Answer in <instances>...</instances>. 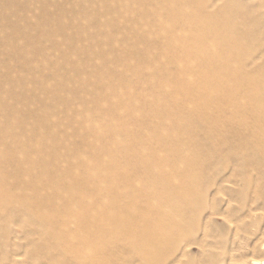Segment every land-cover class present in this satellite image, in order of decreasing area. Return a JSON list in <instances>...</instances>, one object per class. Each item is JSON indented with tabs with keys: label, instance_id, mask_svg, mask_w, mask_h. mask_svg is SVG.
Returning a JSON list of instances; mask_svg holds the SVG:
<instances>
[{
	"label": "rangeland",
	"instance_id": "obj_1",
	"mask_svg": "<svg viewBox=\"0 0 264 264\" xmlns=\"http://www.w3.org/2000/svg\"><path fill=\"white\" fill-rule=\"evenodd\" d=\"M146 1L0 0V171L5 175L6 190L10 193L8 196L11 198L8 197L10 200H7L0 196L3 200H0V204H2L0 205V264H264V155H261L264 154V144H261L264 143V111L262 109L263 116L261 114L259 116L261 110L253 109L250 106L251 103L246 98L243 99L242 93L239 95L236 93L238 96L235 98L236 94H231V96L230 91H225V95H228H224L223 102L220 104V107L223 108L217 109L215 107L216 111L213 110L214 106L209 102V107L203 109V116L198 117L205 125L195 119L198 111L194 107L190 105L191 108L185 105L182 108V102L181 104L177 103L181 111H185V108L189 109L188 112L192 120L198 123L193 121V127L196 128V125H198V128L195 129L190 126L189 132L180 130L181 126L178 127V124L176 128L171 125L178 132V137L173 143L175 147L180 149L178 150L177 159H181V156L187 153L184 149L188 146L186 142L190 141L188 143L190 151L195 153L194 155L199 153L197 156L201 159V161L199 159L201 165L197 158L196 164L194 163V166H192V172L197 181L196 184L191 185L192 187L187 185L189 184L187 182L189 178L184 174L180 175L183 170H176L171 166L169 167V164H167V168L164 167L167 170L162 174H160L161 169L159 171L156 169L160 174L158 179L161 181L158 188L161 190L163 188V195L161 194V196L166 199L162 197H160V200L157 199V204L162 207L160 208L162 213L159 215L154 211L153 213L158 215L153 214L154 217L152 218L153 215L151 214L150 219H155L156 222L158 218H161L157 222L158 224L153 222V227L157 224L154 227L157 235L158 226L163 219L172 228V235L153 252H142L141 247L146 245V240L141 235L135 234V231L130 236L122 233L114 234L110 231H113L112 229L116 227L105 226V229H103L104 225L99 223L100 220H95L98 224L94 222L95 227H91L90 224H87L88 220L81 219L84 222L80 220L79 222L75 221V223L71 219L73 221L70 222L69 220L63 228L66 232L63 230V236H59L61 232L58 231L59 229L57 230V225L47 222L44 218L43 214L52 213L53 209L55 213L63 210L60 207L67 205L69 203L67 201L73 196L71 198L74 199L73 209H81L77 201L84 198V201L87 200L88 202H86L87 205L90 206L93 203L94 199L91 198L92 195L90 194V190L93 192L94 189L92 183L89 184L92 185L90 187L93 189L85 185L89 190L83 188L84 184L80 186L79 183L85 181V184H87L86 181H89L87 176L81 175L83 172L82 162L87 160L86 163H83L92 165L90 163H94L99 155L97 163L101 162L107 165L110 162L115 142L129 144L136 141L132 139L140 138L143 142L139 140L138 144L142 142L140 147H142L144 153H149V150L152 151L153 154L150 153L152 154V161L158 159L159 156L161 158L167 156L168 148H160L157 145L158 142H155L156 138L154 136L158 130V119H149V125L147 126L146 123L135 120L127 106H123L126 105L123 102L130 101L132 107H137L138 104V107L145 108L147 104L139 101L142 95L150 96L164 90L169 93L171 81L167 79L170 77L168 74L173 75L170 78L172 80L174 75L180 73L183 65L184 68L186 67V63L189 64L187 68L191 67L190 72H193L190 73L191 75L195 73V76L198 74H205L206 76L207 73V76L210 74V76L214 74L220 76L221 73V75H224L223 77H226L225 75L230 74V72L225 74L222 69L228 70L227 68H231L232 63V68L233 66L235 68L229 70H232V73L237 71L235 77L239 80L244 79L245 81L257 82L259 85L262 84L257 88L258 90L261 89L259 93L257 92V97L259 96L260 99L262 94L264 96L262 91L264 88V0H206L204 14L207 17L210 14L209 18L213 15L218 16L220 13L226 14L229 18L223 19L225 20L223 21L225 27L229 31L231 30V34L237 38L239 36L246 39H244L245 42L243 40L240 44L242 48L241 46L238 48L241 51L238 50L241 57L235 56L234 52H225L227 43L230 42L226 39L225 30L219 29L220 31L214 32L216 35H211V40L208 36H206V39L203 38L204 40L201 39L212 51L206 52L208 48L199 38L193 37V39H190L194 42V46L197 45L196 48H193L195 50L191 54L194 53L195 55L197 53L198 58L197 55H195L196 58L194 55L193 57L189 54L190 52L185 53V56L184 52L182 54V51L179 50V46L174 47L175 49L179 47L178 52L175 50L177 54L175 53L174 56H178L177 60H180L182 64L184 63L183 65L177 62L168 64L170 53L165 48L164 43L167 41L166 37H168L166 34L168 35L169 30L173 31L175 27L176 31H174L178 39L182 37L181 35L185 38V31L180 25V21H177L178 25L177 22L174 23L166 18L168 12L165 6L168 7L167 9L173 6L176 7L175 4L178 5L179 0H172L175 2L170 0ZM160 5H162L163 10L159 8ZM156 7L161 9V15L158 13V16H155L154 13L158 10ZM151 9L155 12L153 13ZM163 18L167 19L163 21L164 23L162 22ZM232 21L234 22L232 23ZM173 23L177 26L173 27ZM194 25H192V28L196 31L198 25ZM162 26H164V29H161ZM165 27L166 30L170 28L168 33L164 32ZM234 29H236V32ZM199 30L201 29L198 28V32ZM193 33L195 32L193 31ZM193 33L192 35H194ZM196 35L195 33L194 36ZM213 37L214 41H212ZM212 43V46L209 45ZM215 43L222 45L221 51L218 44V47H215ZM202 44L205 46L202 47ZM199 45L201 50L202 48L204 51L206 49V53L197 49V47H200ZM213 49L214 51L217 49L219 52L217 50L213 52ZM220 52H223L224 55ZM238 52L236 54H239ZM207 53H211L212 56ZM203 54L210 57L204 59ZM227 54L229 55L227 56ZM225 56L229 57L230 60L228 58L227 60ZM239 57L240 60L236 59ZM188 58H191V61ZM223 59L225 63L221 62ZM147 60H150L152 64L157 61L155 63L157 69L161 66L166 67V69L168 67L167 78L165 76L166 72L158 75L152 73L156 70L154 69L156 67L154 65V68L149 67ZM211 60H215L212 64L213 67ZM185 61L187 62L185 63ZM229 61H236V64L231 62L229 63L230 66H226ZM216 62L221 67L225 65L221 69L220 66L217 67L218 65L214 66ZM139 63H142L143 69H137ZM196 65H199V67H196ZM150 66L152 65L150 64ZM207 66L215 69V72L212 73L213 69L209 68V70ZM200 67L202 70H200ZM219 68L221 72L218 70ZM149 69H152V72ZM237 69L240 71L238 72ZM195 70H200V73ZM216 71L220 73L218 74ZM232 73L227 76L233 75ZM239 73L242 75H239ZM246 73L250 74L249 78ZM244 74L248 79L245 78ZM258 75H261V78ZM252 76L255 78L253 79ZM257 78L263 80V82L256 81ZM245 87L241 88L242 92L244 89L245 91L254 90L249 84L248 86L246 84ZM176 90V97L178 99L181 97L179 100L183 101L182 97L184 95L181 90ZM193 93L195 92L193 91ZM241 96L242 98H239ZM225 97L228 102L231 100L234 105L231 102L232 106L228 102L226 103ZM232 97L235 100L234 98L231 99ZM259 99L258 101L261 102V99ZM140 102L141 105H139ZM225 104L230 106H225ZM240 105H244V107L241 108ZM230 107L236 108L231 110ZM237 108L244 115H241ZM210 111L211 113H209ZM213 111L216 113H212ZM218 111L221 113L219 114ZM179 113H176V123L178 118H181ZM199 113L202 114L200 111ZM203 117L206 118L205 121H203ZM209 119H211L210 122H208ZM224 119L227 121H222ZM242 120L245 125L241 122ZM257 121L259 124H257ZM113 122L117 127L115 133L110 132ZM204 122L210 123L212 128L210 124ZM214 122H217V124ZM194 124L196 125L194 126ZM123 129L130 133L128 134L130 137L128 135L126 137ZM249 136L251 137L249 138ZM249 139L252 140L249 141ZM252 141L254 143L257 141V144L262 146H258ZM250 142L254 145L251 146ZM252 147L257 150L251 149ZM258 147L260 148L258 149ZM253 154L256 156H253ZM80 155L82 157H79ZM155 155L157 156L154 159ZM83 156L84 159H82ZM92 156H95V159L94 157L92 159ZM257 156L258 158H256ZM261 156H263L262 160L260 159ZM252 157L256 159L254 160ZM28 164L32 165L33 168H31L32 166L28 167ZM196 168H198L200 174L197 173ZM24 170L31 172H25ZM39 171L43 172L39 173ZM130 173H128L130 176L127 175V179H135V175ZM40 177H42V180ZM46 177H49L47 179L49 181L45 180ZM130 179L128 182H131ZM130 182L126 184H130L129 186L132 184L131 187H134V181ZM126 184H118L125 190H115H121L122 194L127 190V194L125 192L124 194L131 196L130 192L131 190L133 192V188L128 187L127 189ZM177 186H180L177 189L181 191H177L175 188ZM51 187H55V189H51ZM67 187L68 189H66ZM76 188L85 189L87 191H84L89 194L86 195L85 193V196L84 191L81 192L80 189L78 191ZM189 188L194 189V191L190 193ZM195 188L198 190L199 196L194 201L197 194L194 195V202L191 203L188 198L192 196L190 194L197 193ZM57 190L58 192H55ZM0 191V193L5 192L2 194L3 197L7 195V191L4 189ZM134 191H136L135 188ZM174 192H177V194L175 195ZM179 192H185L183 193L185 196L180 193V197ZM54 193H56L58 199L56 196L53 199ZM132 195L135 196L133 204L138 202V208L145 207V209H148L150 202H145L147 199L144 198L143 194L141 196L139 194L134 195L133 192ZM182 196L187 197V200ZM171 199L173 203H170ZM36 200L37 202H35ZM165 200L168 201L170 206ZM5 201L10 202V204ZM120 201H117L116 205L124 206ZM174 201H183V203L181 205V202L174 203ZM130 203L132 204V201ZM131 204L128 205L132 207ZM55 207L57 211H55ZM171 207L173 209L175 207V211ZM48 209L51 211L49 210V212ZM180 210V215L175 213L178 211L180 213ZM74 211L76 210L74 209ZM165 213H167L169 219L166 218V215L163 217ZM83 223L88 225V228L86 227L87 231H85ZM82 224L85 230H83ZM172 224L174 225L172 226ZM136 225L138 226V224ZM89 227L91 229L95 228L92 230L97 232L89 231ZM98 227L99 232L102 229L104 230L102 232H105L102 238L109 240H103L105 243L107 242V244L104 243L105 245L100 243L102 240H98L100 244H97L96 237L99 232L96 228ZM69 231L72 235L70 233H68L69 236L64 235ZM160 231L161 233L164 232L162 229L159 230V233ZM161 233L158 235L159 237L163 235ZM82 234H87V237L82 236ZM74 237L76 241L73 240ZM93 237L95 238L91 239ZM95 239L96 241H94ZM90 240L94 242V246ZM63 241L68 242L71 249L67 247L68 245L66 247L62 246L61 242L63 244ZM95 255H97V258H95Z\"/></svg>",
	"mask_w": 264,
	"mask_h": 264
},
{
	"label": "bare ground",
	"instance_id": "obj_2",
	"mask_svg": "<svg viewBox=\"0 0 264 264\" xmlns=\"http://www.w3.org/2000/svg\"><path fill=\"white\" fill-rule=\"evenodd\" d=\"M129 1V0H128ZM140 1V0H139ZM146 1V0H145ZM152 1H155V0H152ZM159 1H161V0H159ZM165 1H167V0H165ZM164 1V2H165ZM170 1H172V0H170ZM169 1V2H170ZM175 1H177V0H175ZM175 1H172V2H175ZM134 2V1H133ZM136 2V1H135ZM143 2V1H142ZM147 2V1H146ZM156 2V1H155ZM179 3H178V5L177 4H175L176 5V7H170V9H167L168 7H166L165 6V9H166V11L168 12V15H167V17L166 18H169L171 21H173L174 23H176L177 21L179 22L180 21V25L182 26V28H184V36H185V38H183V35H181L182 37H180L179 39H178V37L176 36L177 34H176V27L175 28H173V31H171V29L170 28H167V30H166V27H165V30H164V32H167L168 33V29H170L169 31V34L167 35L166 34V36H168V37H166L167 38V41L166 42H164L165 43V48L166 49H168V51H169V53H170V59L168 60V64L170 65V64H173V63H175V62H177L178 64H180V65H183L182 64V62L180 61V60H177V58H178V56L176 57V56H174L175 55V53L177 54V52L179 51V50H181L182 51V54H183V52H184V54L185 53H189V54H191L192 52H193V50H195V49H193L194 47L196 48V46H194L193 44H194V42H192L190 39H193V37H195V38H199L200 40L201 39H203V38H205L206 39V36H208L209 38H210V40L212 39L211 37L212 36H214V32L215 31H218L219 29H222L223 31H224V33L225 34H227L226 35V39L227 40H229V42L230 43H227V47H226V51L225 52H228V53H235V56H240L241 57V54L238 52V48H240V44H241V42H243V40L245 39H243V38H240L238 35V38L236 37V36H234V35H232L231 34V30L229 31V29H227V27H225V23L223 22V21H225V20H223L224 18L225 19H227V18H229L226 14H224V13H220L218 16H211L210 18H209V16L211 15H208V17H207V15L206 14H204L205 12V7H206V3H207V1L206 0H179L178 1ZM128 3V2H127ZM140 3V2H139ZM131 4V3H130ZM166 4H169V3H166ZM135 5V4H134ZM142 5V4H141ZM170 5V4H169ZM162 5H160V7L159 8H161L162 10H163V8L161 7ZM157 9H158V7H156ZM154 10H155V8H153ZM153 9H151L152 11H153V13L155 12ZM161 9H158V10H160V12H158V10L154 13L155 14V16H158V13H160L159 15H161ZM142 10V9H141ZM169 10V11H168ZM140 11V10H139ZM143 13V12H142ZM221 15V16H220ZM165 18V19H166ZM164 18H163V20H162V22L165 20ZM168 19V20H169ZM234 19V18H233ZM167 20V19H166ZM165 20V21H166ZM230 20H232V19H230ZM176 23V24H178L179 25V23ZM234 21H232V23H233ZM236 22V21H235ZM164 23V22H163ZM169 23H171L170 21H169ZM174 23H173V27L174 26H177V25H174ZM228 23V22H227ZM229 23H231V22H229ZM193 24H195L196 26L198 25V28H200L201 30H199V32H198V28H196L197 30L195 31L193 28H192V25ZM236 24V23H235ZM239 24V23H238ZM163 25V24H162ZM164 25H166V24H164ZM194 25V26H195ZM231 25V24H230ZM240 25V24H239ZM167 26V25H166ZM169 26H171L170 24H169ZM236 26H238V25H236ZM163 27V28H162ZM161 27V29H164V26H162ZM172 27V26H171ZM231 27H232V25H231ZM234 27H235V25H234ZM233 27V28H234ZM236 29H238V28H236ZM236 29H234V31L236 30ZM175 30V31H174ZM179 30V29H178ZM180 30H182L183 31V29H181L180 28ZM182 31H181V33H182ZM192 31V32H191ZM193 31L197 34L196 36H194L195 35V33H193ZM220 31V30H219ZM164 32H162L163 34H165ZM175 32V33H174ZM178 32V31H177ZM236 32V31H235ZM189 33H191V34H189ZM192 33L194 34V35H192ZM176 34V35H175ZM179 34H180V32L178 33V36H179ZM199 34V35H198ZM248 34V33H247ZM190 35H192L191 37H190ZM212 35V36H211ZM216 35V34H215ZM241 35H242V33H241ZM240 35V36H241ZM244 35V34H243ZM249 35V34H248ZM198 36H200V37H198ZM220 36V35H219ZM202 37V38H201ZM216 37V36H215ZM165 38V39H166ZM195 38H194V40H195ZM164 39V40H165ZM217 39H218V37H217ZM217 39H215V41H217ZM204 40V39H203ZM203 40H201L202 42H204ZM242 40V41H241ZM246 40V39H245ZM245 40H244V42H245ZM206 41V40H205ZM212 41H214V37H213V40ZM221 41V40H220ZM224 41V40H223ZM201 43V42H200ZM199 43V44H200ZM205 43V42H204ZM224 43V42H223ZM222 43V44H223ZM216 44V45H215ZM214 45H215V47H218L217 46V44L218 43H215ZM220 44V43H219ZM218 44V45H219ZM203 46L202 47H204L205 45H206V43H205V45L204 44H202ZM209 45H213V43L212 44H209ZM238 45H239V47H238ZM176 46H179L180 47V49L177 51V49L179 48H177V49H175L176 48ZM200 46V45H199ZM220 46V45H219ZM175 47V48H174ZM206 47L208 48V46L206 45ZM214 47V48H215ZM201 48V46L200 47H197V49H199L200 51H202L203 50V48H202V50L200 49ZM219 49L220 48H223L222 47V45L220 46V47H218ZM225 48V47H224ZM241 48H242V46H241ZM209 49V50H208ZM207 49V51H206V49H205V51L206 52H208V51H210L211 49H210V47ZM175 50L177 51V52H175ZM217 50V49H216ZM215 50V51H216ZM198 51V50H197ZM199 51V52H200ZM204 51V50H203ZM204 51V52H205ZM212 51V50H211ZM214 51V49H213V52H215ZM218 51V50H217ZM220 51H221V49H220ZM240 51V50H239ZM205 52V53H206ZM219 52V51H218ZM239 53V54H236V53ZM241 52V51H240ZM196 53V52H195ZM220 53H222L223 54V52H220ZM219 53V54H220ZM179 54V53H178ZM188 54V55H189ZM208 55H210V56H212L211 55V53H207ZM218 54V53H217ZM181 55V54H180ZM192 56L194 55V53L193 54H191ZM195 55H197V53L195 54ZM194 55V56H195ZM200 55V54H199ZM204 56H205V54H203ZM224 55V54H223ZM222 55V56H223ZM226 55V54H225ZM229 54H227V56H228ZM233 55V54H232ZM185 56H186V54H185ZM193 56V57H194ZM210 56H205L204 57V59L205 58H208V57H210ZM214 56V55H213ZM220 56V55H219ZM218 56V57H219ZM227 56H225V58L227 59H229V57H227ZM182 57H184L183 55H182ZM201 57H202V55H201ZM200 57V58H201ZM215 57V56H214ZM233 57V56H232ZM240 57L239 58H236V59H238V60H240ZM187 58V57H186ZM186 58H185V60H186ZM192 58V57H191ZM190 58V59H191ZM195 58H196V56H195ZM197 58H198V55H197ZM217 58V57H216ZM223 58V57H222ZM231 58V57H230ZM184 59V58H183ZM183 59H181L182 61H183ZM189 59V58H188ZM189 59V60H190ZM201 59H203V58H201ZM200 59V60H201ZM227 59V60H228ZM209 60H210V58H209ZM220 60H222V59H220ZM230 60V59H229ZM233 60H234V57H233ZM191 61V60H190ZM198 61H199V59H198ZM204 61V60H203ZM211 61L213 62V63H211ZM210 61V63H211V65L212 64H214V61L215 60H211ZM226 61V60H225ZM237 61V60H236ZM235 61V62H236ZM157 62V61H156ZM155 62V63H156ZM184 62V61H183ZM187 61H185V63H186ZM196 63H198L197 61H195ZM207 62L209 63V61H208V59H207ZM206 62V63H207ZM217 62H219V61H217ZM216 62V64L214 65V66H216V65H218V63ZM221 62H224V59H223V61H221ZM231 62H233V61H229L228 62V64H227V62H226V66H230V64L229 63H231ZM235 62H233V63H235ZM152 64L151 62H150V60H147V65L149 64V67H151V68H154L153 67V65L155 66L156 64ZM225 63V62H224ZM223 63V64H224ZM141 64L142 63H139V65L137 66V69H139V68H142L143 69V67L141 66ZM150 64L152 65V66H150ZM200 64V63H199ZM205 64V63H204ZM236 64V63H235ZM166 65V64H165ZM193 65V64H192ZM203 65V64H202ZM225 65V64H224ZM224 65H222V67H224ZM184 66V65H183ZM181 67V71H180V73L178 74V75H174V77L172 78V80L170 79L171 78V76H173L171 73H169L168 72V67H167V69H166V67H163V66H161L160 68H158L157 69V67L156 68H154V69H156V70H154L153 72H152V69H149L152 73H154V74H159V73H163V74H165V72H166V78H167V76L169 75L170 77H168L167 79H169L171 82H170V89H169V93L167 94L166 93V91L164 90V91H159L158 93H154V94H152V95H150V96H148V95H142V97L139 99V101H141L142 103H144V104H147V105H145L146 107L144 108V107H141V106H139L138 107V104H137V107H132V104H131V102L130 101H124L123 102V104L125 103L126 105H123V106H127V108L131 111V113H132V116H133V118L135 119V120H138L139 122H142V123H146V125L148 126L149 125V119H152V118H157L158 119V130H157V132H156V134H155V138H156V140H155V138H154V140H155V142L157 143V145L158 146H160V148H165L166 147V149L168 148V154H167V156L166 157H160L159 156V158L158 159H156L155 161L153 160L152 161V151H150L149 150V153H147V152H145L144 153V151L142 150V147H140V144L143 142L142 140H140V138H134V139H132V140H136L135 142H132V143H129V144H120L119 142H115L114 143V146H113V153H112V156H111V159L108 161L109 163L107 164V165H104L103 163H101V162H99V163H97V160L99 161V159H97L98 157H100L99 155H98V157L95 159V156H96V154L95 153H97V152H95L94 153V155L95 156H92V159H93V157H94V159H95V161H94V163H90V164H92V165H89L88 163V165H86V164H84L83 162H85L86 163V161L87 160H85V161H83L82 162V165H83V172L81 173V175H84L85 177L87 176V178L89 179V181H86V183L87 184H85V181H81V179H79L78 178V180L79 181H81V182H79L78 180H77V182H79L80 184V186H82L83 184H84V186H83V188L85 187V185L86 186H88L90 189H93V192H92V190H90V194L92 195L91 196V198L92 199H94L93 200V203L92 204H90V206L89 205H87V200H86V202L84 201V199H82V200H78L77 201V203L79 204V207H81V209L79 208V210H77L78 208H74L76 211H74V209H73V207H72V205H73V203H74V199H71V198H73V197H71L70 198V200H68L67 201V205H66V207L65 208H63L64 206H62V207H60V208H62L63 210H59L57 213H55L54 212V209H53V211H51L50 209H48V211L50 210L52 213H45V214H43L45 217V220H47V222H50V223H53V224H56L57 225V230L59 231V232H61V234H59V236H63V230H65V229H63L64 228V226H66V224L65 223H67L69 220H70V222H72L73 220H74V222L76 221H80L81 219H85L86 221L88 220V223L87 222H85V223H87V224H90L89 226H91V227H95V225L96 224H98V222L96 223L95 222V220H100L101 222H99L100 224L102 223V225H104V227H103V229H105V226H112V227H116L115 229L113 228L112 230L113 231H110L111 233H114V234H116V233H122V234H126V235H132V233H133V231H135L136 233L135 234H137L138 236H142V238L144 239L145 238V240H146V245L145 246H143V247H141V249H142V252H144V253H148V252H153L158 246H160L161 244H163L164 243V241L166 240V239H168L172 234H171V229L172 228H170V226L168 225V223L166 222V220H164L163 218V220L161 221V223L159 224V226H158V229L159 230H163L162 232L163 233H161V231H160V233H161V235L162 236H158L160 233H159V230H158V235L156 234V231H154V227L155 226H157V222L159 221V220H161V218H158V221L156 220V222H155V219L153 220L152 218L154 217V215L153 214H155V213H153L154 211H156L159 215H161V210H160V208H162V207H160L158 204H157V202H158V200L157 199H159L160 200V197H162L163 198V196H161V194L163 195V188H162V190L161 189H159L158 188V186H160L159 185V183L161 182L159 179H158V176L160 175V174H162V172H164L165 170H167V169H164V167L165 168H167V164H169V167L171 166L172 168H174V169H176V170H183L182 171V173H180V175L181 174H184L185 176H187V178H189L188 179V183L189 184H187V185H189V187L192 185H194V184H196L195 182L197 181L196 180V177L194 176V174H193V172H192V166H194L193 164L196 162V160H197V158H198V162H199V164H200V161H201V159H200V157H198L197 155L199 154V153H196V155H194L195 153H193V152H191L190 150V146H189V144L188 143H190V141H188V142H186V144L188 145L187 147H186V144H185V147H186V149H184V151L186 150V154H184V156H179L181 159H177V156H178V150H180V149H178V147H175V145L173 144V143H175V139L178 137V132H176L175 131V129L173 128V126H171V125H174V127L176 128L177 127V124H178V127L179 126H181V128H179L180 130H183V131H186V132H189V129H191L192 127H193V124L192 123H194L193 121H195V120H192V117L190 116V114H189V109L187 110V108H185L186 110L185 111H181V109L180 108H178V104L177 103H180L181 104V102H182V108H184V106L186 105V106H192V107H194V109L195 110H197L198 111V113H199V111L202 113L201 115H200V113L198 114H196V118L195 119H198V117H200V116H203V109L204 108H207V107H209V105H210V103L212 104V106H214L213 107V110L214 111H216V109H214L215 107L218 109V108H223L222 106L220 107V104H221V102H223V99H224V95H225V91H230V95L231 94H233V95H235L236 93L239 95L240 93H242L241 95H243L244 96V98L243 99H247L250 103V106H252L253 107V109H255V110H257V109H260L261 110V112L259 113V116H260V114L262 115L263 113H262V109H263V111H264V96H263V94L262 93H260V94H262V96H260V99H261V102L260 101H258V97H257V95H258V93H259V90L261 91V89H257V88H259L260 87V85H262V84H258L257 82H253V81H245L244 79H242V80H244V81H242V80H239L238 78H236L235 76H236V72H235V74H234V72L232 73L231 71L232 70H229V69H231L232 68V63H231V68H227L228 70H223L222 69V67L220 66V65H218L217 67H221V69H222V72H224L225 74H227L228 72H230V74L232 73L233 75H231V76H227V75H230L229 73L227 74V75H225L226 77H223L224 75H221V69L219 68L218 70L220 71H216L218 74L220 73V76H216L215 74L213 75V76H207V73L206 72H204V73H206V76H205V74H198V75H196L195 76V73H194V75H191L190 73H193V72H190L191 71V67L190 68H187L188 66H189V64H187L186 63V67L184 68V67ZM208 66H210V65H208ZM208 66H207V68H208ZM225 66V67H226ZM237 66V65H236ZM148 67V66H147ZM195 67V66H194ZM196 67H199V65L197 66L196 65ZM202 67H204V66H202ZM212 67H213V65H212ZM212 67H209V68H212ZM262 67V66H261ZM208 68V69H209ZM216 68V67H215ZM235 68V66H233V68L232 69H234ZM236 68H238V67H236ZM239 68H241V66H239ZM189 69V70H188ZM198 69V68H197ZM207 69V70H208ZM213 69V68H212ZM200 70H202L201 69V67H200ZM200 70H195V71H197L198 73H200L199 71ZM210 70V69H209ZM215 69H213L211 72L213 73V71H214ZM236 70V69H235ZM238 70V69H237ZM242 70V69H241ZM259 70H260V68H259ZM193 71V70H192ZM240 70H238V72H239ZM261 72H262V70H260ZM264 71V70H263ZM209 72V71H208ZM215 72V71H214ZM260 72V73H261ZM169 73V74H168ZM242 73V72H241ZM241 73H239V75H242ZM256 73V72H255ZM259 73V74H260ZM168 74V75H167ZM262 74V73H261ZM264 74V73H263ZM245 75V74H244ZM246 75H248L247 73H246ZM246 75H245V78H246ZM250 75V74H249ZM249 75H248V78H249ZM251 75H252V73H251ZM255 75V74H254ZM161 76V75H160ZM238 76V75H237ZM259 76V75H258ZM257 76V77H258ZM261 76V75H260ZM259 76V77H260ZM164 77V76H163ZM243 77V76H242ZM258 77V78H259ZM244 78V77H243ZM248 78H246V79H248ZM252 78H253V76H252ZM255 78V77H254ZM253 78V79H254ZM257 78V80L256 81H261V80H259ZM261 78V77H260ZM187 79V80H186ZM224 79H226V80H224ZM241 79V78H240ZM250 79H251V76H250ZM192 80H194V81H192ZM224 80V81H223ZM264 80V79H263ZM263 80L261 81V82H263ZM178 82H180V83H178ZM264 83V82H263ZM247 84V86H248V84L250 85V86H252L251 88H253L254 90H247V91H245V89H244V94H243V92L241 91V88L242 87H245V85ZM238 86V87H237ZM259 86V87H258ZM264 86V85H263ZM246 88V87H245ZM249 88V87H248ZM176 89H180L181 90V93L184 95L183 97H182V100L183 101H180L179 99L181 98L180 96V98L178 99V97H176L177 96V90ZM243 89V88H242ZM247 89V88H246ZM250 89V88H249ZM264 89V88H263ZM262 89V91L264 92V90ZM193 91L195 92V93H193ZM250 91V92H249ZM180 92V91H179ZM258 92V93H257ZM181 93H179V94H181ZM228 93V92H227ZM236 94V96H234L235 98H237V95ZM226 95H228V94H226ZM225 95V96H226ZM215 96V98H213ZM232 96V95H231ZM228 97V96H227ZM234 97H232L231 99H233ZM235 98H234V100H235ZM239 98H242V96L241 97H239ZM258 98V99H257ZM178 99V100H177ZM225 99H226V97H225ZM229 100H230V97L228 98ZM259 99V100H260ZM234 100H232V101H234ZM237 100V99H236ZM138 101V102H139ZM180 101V102H179ZM240 101H241V99H240ZM240 101H238V102H240ZM141 102L139 103V105H141ZM146 102V103H145ZM210 102V103H209ZM228 102V100L226 99V103ZM230 102H231V100H230ZM228 102V104H230L231 105V103H232V105H234L233 104V102ZM235 102V101H234ZM246 102V101H245ZM237 103V102H236ZM236 103H235V105H236ZM241 103V102H240ZM257 103H260V104H257ZM144 104H142V106H144ZM228 104H225V106L227 105L228 106ZM244 104V103H243ZM229 105V106H230ZM231 105V106H232ZM190 106V107H191ZM224 106V105H223ZM228 106V107H229ZM241 106V105H240ZM243 107H244V105H242ZM241 106V108H243ZM249 106V107H250ZM180 107V106H179ZM191 107V108H192ZM231 108V107H230ZM236 107H234V109H235ZM179 109H180V111H179ZM233 108H231V110H232ZM233 109V110H234ZM239 108H237V110H238ZM245 109V108H244ZM193 110V109H192ZM224 110V109H223ZM227 110V109H226ZM237 110H235V111H237ZM246 110V109H245ZM251 110V109H250ZM212 112V113H216V112ZM234 111V112H235ZM239 111V113H240V109L238 110ZM237 111V112H238ZM252 111V110H251ZM174 112H176V113H179L180 115H179V117L181 116V118H178V120H177V123H176V118H177V114L176 113H174ZM191 112V111H190ZM219 112V114L221 113L220 111H218ZM225 112V111H224ZM223 112V113H224ZM253 112V111H252ZM258 112H259V110H258ZM195 113V112H194ZM208 113V112H207ZM209 113H211V111L209 112ZM222 113V114H223ZM175 114V115H174ZM204 114H205V112H204ZM235 114V113H234ZM241 115H244V113L242 114V113H240ZM257 114V113H256ZM174 115V116H173ZM209 115V114H208ZM236 115V114H235ZM239 115V114H238ZM192 116H193V114H192ZM216 116V115H215ZM220 117H221V115H219ZM219 116H217V117H219ZM247 116V115H246ZM246 116H244V117H246ZM257 116H258V114H257ZM263 116V115H262ZM195 117V116H194ZM206 117H208V116H206ZM209 117H210V115H209ZM208 117V118H209ZM213 117V116H212ZM228 117H230V116H228ZM227 117V118H228ZM232 117V116H231ZM264 117V116H263ZM234 118V117H233ZM236 119H238L237 117H235ZM234 118V119H235ZM262 118V117H261ZM202 119V118H201ZM204 119H206V118H204L203 117V121H205ZM218 119V118H217ZM222 119V118H221ZM244 119V118H243ZM246 119H248L247 117H246ZM264 119V118H263ZM199 120V122H201L202 123V121H200V119H198ZM197 120V121H198ZM219 120H220V118H219ZM219 120H217V121H219ZM232 120V119H231ZM230 120V121H231ZM240 120V119H239ZM238 120V121H239ZM245 120V119H244ZM252 120V119H251ZM208 121V120H207ZM211 121V119H209V121L208 122H210ZM213 121V120H212ZM222 121H224V122H226L225 121V119L224 120H222ZM246 121V120H245ZM260 121H261V119H260ZM263 121V120H262ZM196 122V121H195ZM242 123L244 122L243 120L241 121ZM249 122H250V120H249ZM197 123V122H196ZM204 123H207V122H204ZM214 123H216L217 124V122H214ZM234 123V122H233ZM247 123V122H246ZM255 123V122H254ZM253 123V124H254ZM192 124V125H191ZM198 124V123H197ZM203 124V123H202ZM207 124H210V123H207ZM223 124V123H222ZM229 124V123H228ZM238 124V123H237ZM239 124H241L240 123V121H239ZM257 124H259L258 123V121H257ZM196 124H194V126H195ZM203 125H205V124H203ZM213 125V124H212ZM215 125V124H214ZM224 125H225V123H224ZM231 125V124H230ZM243 125H245L244 123H243ZM249 125V124H248ZM252 125V124H251ZM146 126V127H147ZM191 126V128H189ZM198 125H196V128H198L197 127ZM200 126H202V125H200ZM210 126H211V124H210ZM240 126H242V125H240ZM247 126V125H246ZM255 127V126H254ZM193 128H195V127H193ZM195 128V129H196ZM210 128V127H209ZM211 128H212V126H211ZM214 128H215V126H214ZM232 128H234V127H232ZM242 128V127H241ZM261 128V127H260ZM116 129H117V127H115V123L113 122V127H110V132L111 133H115L116 132ZM199 129H200V127H199ZM208 129V128H207ZM224 129V128H223ZM227 129V128H226ZM222 130V129H221ZM230 130H232V129H230ZM243 130V129H242ZM264 130V129H263ZM198 131V130H197ZM208 131V130H207ZM216 131V130H215ZM248 131V130H247ZM246 131V132H247ZM123 132L125 133V135H126V137H127V135L128 134H130V133H128V132H126L124 129H123ZM193 132V131H192ZM237 132V131H236ZM240 132V131H239ZM214 133V132H213ZM256 133V132H255ZM219 134V133H218ZM228 134V133H227ZM238 134V133H237ZM250 134V133H249ZM260 135V134H259ZM129 136V135H128ZM212 136H213V134H212ZM220 136V135H219ZM229 136V135H228ZM243 136V135H242ZM241 136V137H242ZM254 136V135H253ZM255 136H256V134H255ZM130 137V136H129ZM251 136H249V138H250ZM258 137V136H257ZM263 137V136H262ZM132 138V137H131ZM212 138V137H211ZM234 138H235V136H234ZM245 138H247V137H245ZM254 138V137H253ZM264 138V137H263ZM130 139V138H129ZM260 139V138H259ZM139 140L140 141H142L140 144H138L139 143ZM190 140V139H189ZM211 140V139H210ZM248 140V139H247ZM252 139H249V141H251ZM258 140V139H257ZM263 140V139H262ZM212 141V140H211ZM244 141V140H243ZM246 141V140H245ZM248 141V142H249ZM259 141V140H258ZM177 142V141H176ZM139 145H137V144ZM245 143V142H244ZM252 143H254L253 141H252ZM252 143L250 142V144H251V146H253L255 143L257 144V141L252 145ZM259 143H261V142H259ZM136 144V145H135ZM174 146H173V145ZM261 144H264V143H261ZM261 144H257L258 146H260ZM95 145V144H94ZM129 145H131V146H129ZM171 145H172V147H171ZM176 145H177V143H176ZM208 145V144H207ZM249 145V144H248ZM134 146V147H133ZM145 146V145H144ZM180 146V145H179ZM246 146H247V144H246ZM262 146V145H261ZM175 147V148H174ZM184 147V146H183ZM255 147H257L256 145H255ZM143 148H145V147H143ZM151 148H152V146H151ZM156 148V147H155ZM260 147H258V149H259ZM262 148V147H261ZM183 149V148H182ZM250 149V148H249ZM251 149H253V150H255L254 149V147H252ZM263 149V148H262ZM152 150V149H151ZM158 150H160L159 148H158ZM193 150V149H192ZM253 150H252V152H253ZM257 150V149H256ZM194 151V150H193ZM206 151V150H205ZM211 151V150H210ZM260 151V150H259ZM153 152H154V150H153ZM158 152V151H157ZM182 152V151H181ZM195 152H197V151H195ZM260 152H262V151H260ZM259 152V153H260ZM150 153H152V154H150ZM166 153V152H165ZM184 153V152H183ZM182 153V154H183ZM202 153V152H201ZM253 153H255V152H253ZM263 153V152H262ZM158 154V153H157ZM179 155H181L180 153H179ZM261 155H264V154H261ZM87 156V155H86ZM154 156V155H153ZM156 156L157 155H155V157H153L154 159L156 158ZM164 156V155H163ZM196 156V157H195ZM199 156H201V155H199ZM253 156H256V155H254L253 154ZM79 157H82L81 155L79 156ZM178 157V158H179ZM262 157L263 156H261V160H262ZM6 158H8V157H6ZM256 158H258V156L256 157ZM255 158V159H256ZM78 159H80V158H78ZM82 159H84V156H83V158ZM112 159H114V160H112ZM177 159V160H176ZM199 159H200V161H199ZM252 159H254L253 157H252ZM254 159V160H255ZM1 161V160H0ZM30 161V160H29ZM79 161H81V160H79ZM93 161V160H92ZM258 161V160H257ZM256 161V162H257ZM264 161V160H263ZM263 161H260V162H263ZM88 162H90V161H88ZM259 162V161H258ZM81 163V162H80ZM35 166H36V164L35 163H33ZM42 164V163H41ZM196 164V163H195ZM255 164H257V163H255ZM0 165H1V163H0ZM22 165V164H21ZM30 164H28V167H31L32 165H30ZM39 165V164H38ZM37 165V166H38ZM201 165V164H200ZM263 165H264V162H263ZM34 166V167H35ZM39 166H43V165H39ZM44 167V166H43ZM196 167H197V165H196ZM31 168H33V166L31 167ZM30 168V169H31ZM29 169V170H30ZM40 169V168H39ZM48 169V168H47ZM159 171V169H161V173L159 174V172H157V170ZM163 169V170H162ZM198 168H196V171H197V173H199L198 172V170H197ZM2 170V169H1ZM43 170H45V168H43ZM175 170V171H176ZM25 172L27 171V170H24ZM47 171V170H46ZM46 171H44V173H46ZM174 171V170H173ZM195 171V170H194ZM2 171H0V190H2V189H4L5 191H7L6 190V186H5V182H4V177H5V175H3V173H1ZM27 172H31V171H27ZM41 171H39V173H40ZM43 172V171H42ZM41 172V173H42ZM131 172V173H130ZM43 173V174H44ZM47 173H49V171H47ZM46 173V175H48ZM128 173H130L131 175H135V179H130L131 180V182H133L134 181V183H133V186L134 187H131L132 186V184H131V186H129V185H127L129 182H128V180L129 179H127V175H128ZM133 173V174H132ZM165 173H167V172H165ZM169 173H170V175H171V172H170V169H169ZM174 173V172H173ZM192 173V174H191ZM196 173V172H195ZM196 173V174H197ZM42 174V175H43ZM50 174V173H49ZM200 174V173H199ZM199 174H198V176H199ZM55 175V174H54ZM66 175H67V173H66ZM163 175L164 176H166L164 173H163ZM163 175H161V176H163ZM168 175V174H167ZM184 175H183V177H184ZM44 176H45V174H44ZM130 175H128V177H129ZM169 176V175H168ZM182 176V175H181ZM43 177V176H42ZM42 177H40V179L42 178ZM52 177V176H51ZM133 177V176H132ZM201 177H202V175H201ZM200 177V178H201ZM52 178H54V177H52ZM43 179H45V178H43ZM47 179H49V177H46V179L45 180H47ZM51 179V178H50ZM87 179V180H88ZM197 179H198V177H197ZM42 180V179H41ZM52 180V179H51ZM187 180V179H186ZM199 180V179H198ZM47 181H49V180H47ZM91 181V182H90ZM35 182V181H34ZM43 182H44V180H43ZM59 182H60V180H59ZM130 182V183H131ZM182 182H183V179H182ZM35 183H37V182H35ZM34 183V184H35ZM89 183H92V185L91 184H89ZM127 183V184H126ZM177 183H179V182H177ZM176 183V184H177ZM184 183V182H183ZM186 183V182H185ZM75 184V183H74ZM89 184V185H88ZM118 184H126L127 186V189H128V187H131V188H133V192H134V195H136V194H139L140 196L143 194V196H144V198L145 199H147L145 202H147L148 201V203H149V206H148V209H145V207H139L138 208V206H139V204H137L138 202H136V204H133V202H135V196L133 197V195H132V190H131V192L130 191H128V192H130V194H131V196L128 194V195H125L124 194V192L127 194V190L126 191H124L123 192V194H122V189L123 190H125L124 188H122L121 186H119ZM164 184V183H163ZM163 184H161V185H163ZM176 184H175V186H176ZM42 185V184H41ZM90 185L93 187V188H91L90 187ZM181 185H183V184H181ZM58 186V188L60 189V187H59V185H57ZM125 186V185H124ZM185 186V185H184ZM183 186V187H184ZM191 186V187H192ZM47 187V186H46ZM88 187H85V189L87 188V190H89L88 189ZM125 187V188H126ZM163 187H165L164 185H163ZM196 187V186H195ZM37 188V187H36ZM35 188V189H36ZM49 188H50V186H49ZM72 188V187H71ZM97 188V189H96ZM134 188L136 189V191L137 190H139L138 191V193H136L135 194V192L136 191H134ZM161 188V187H160ZM176 189L177 188H180V186L178 187H175ZM185 188V187H184ZM43 189V188H42ZM47 189V188H46ZM51 189H55V187L54 188H52L51 187ZM57 189V188H56ZM66 189H68V187L66 188ZM79 189H80V191L81 192H83L85 189H81V188H76V190H78L79 191ZM115 189H121V190H115ZM188 189V188H187ZM190 189V188H189ZM196 189V188H195ZM39 190V189H38ZM40 190H41V188H40ZM39 190V191H40ZM75 190V191H76ZM87 190H85V191H87ZM130 190V189H129ZM182 190H183V188H182ZM191 190V192L190 193H192V191H194V189L192 190V189H190ZM46 191H48V190H46ZM62 191V190H61ZM61 191H59V192H61ZM77 191V192H78ZM84 191V195H85V193H86V195H87V193L88 192H85ZM177 191H181V190H178L177 189ZM183 191H186V190H183ZM189 191V190H188ZM195 191H197V193H194V194H190V195H192V196H190L188 199L189 200H191V203L192 202H194L195 200H196V198H198V190L196 189ZM1 192V191H0ZM43 192V191H42ZM55 192H58V190L57 191H55ZM142 194H141V193ZM187 192V191H186ZM5 192H2V193H0L1 195L0 196H2V198H4V199H7V200H10L11 198L8 196V194H10L8 191L6 192L7 193V195H5V197H3L4 195H2V194H4ZM53 193V192H52ZM181 192H179L178 193V195L180 194ZM183 193H185V192H183ZM183 193H181L182 195H184ZM47 194V193H46ZM55 195L53 196L54 198L53 199H55L57 196H56V193H54ZM89 194V193H88ZM174 194L176 195L177 194V192H174ZM181 194H180V197H181ZM187 194H188V192H187ZM197 194V197H195L194 195H196ZM85 195V196H86ZM175 195H171L172 197H174ZM177 195V196H178ZM43 196H45V194H43ZM56 196V197H55ZM59 196H60V194H59ZM142 196V197H143ZM171 196H169L170 198H172ZM185 196V195H184ZM184 196H182V198H186V200H187V197H184ZM8 197L10 198V199H8ZM11 197H12V195H11ZM176 197V196H175ZM192 197V198H191ZM194 197H195V199H194ZM139 198V197H138ZM168 198V197H167ZM178 198V197H177ZM176 198V199H177ZM191 198V199H190ZM57 199H58V197H57ZM56 199V200H57ZM141 199V198H140ZM163 199H166L165 197L163 198ZM173 199V198H172ZM172 199H171V202L170 203H173V201H172ZM178 199H180V198H178ZM193 199H194V201H193ZM0 200L1 201H3L2 199H1V197H0ZM19 200H21V199H19ZM42 200V199H41ZM73 200V201H72ZM120 200H122L123 202H121ZM134 200V201H133ZM168 200V199H167ZM175 200V199H174ZM180 200H182V199H180ZM188 200V201H189ZM22 201V200H21ZM92 201V200H91ZM117 201H120L121 203H123L124 204V206L123 205H116L117 204ZM132 201V204L130 203ZM137 201V200H136ZM144 201V200H143ZM157 201V202H156ZM164 201V200H163ZM166 201V200H165ZM5 202H7V201H5ZM35 202H37V200L35 201ZM43 202V201H42ZM161 202V201H160ZM167 203H168V201H166ZM176 201H174V203H175ZM181 202V201H180ZM179 201L178 202H176V203H180ZM187 202V201H186ZM3 203V202H2ZM7 203H9L10 204V202H7ZM6 203V204H7ZM121 203H119V204H121ZM182 203H183V201L181 202V205H182ZM9 204H7L8 206H9ZM47 204V203H46ZM53 204H55V203H53ZM128 204H131V206L132 207H130V205H128ZM150 204H152V205H150ZM162 204V203H161ZM164 204H165V202H164ZM185 204V203H184ZM189 204H190V201H189ZM0 205H2V204H0ZM47 205H49V204H47ZM75 205V204H74ZM137 205V206H136ZM163 205V204H162ZM168 205H169V203H168ZM178 205H180V204H178ZM186 205V204H185ZM188 205V204H187ZM55 206V205H54ZM57 206V205H56ZM123 206V207H122ZM170 206V205H169ZM175 206H177V204H175ZM58 207V206H57ZM178 207V206H177ZM52 208V207H51ZM56 208V207H55ZM172 209H173V207H171ZM73 209V210H72ZM177 209V208H176ZM174 211H175V207H174V209H173ZM49 211V212H50ZM55 211H57V208H56V210ZM54 212V213H53ZM132 213V214H131ZM164 213V212H163ZM173 213V212H172ZM175 213H178L179 215L181 214V210H180V213H179V211L178 212H175ZM149 214V215H148ZM153 216H152V215ZM158 214H155V215H158ZM163 215V214H162ZM165 215L167 216L166 218H168V215H167V213H165L164 214V216L163 217H165ZM152 216V220L150 219V217ZM170 216H172V215H170ZM177 216V215H176ZM88 219H87V218ZM160 217V216H159ZM162 217V216H161ZM165 218V219H166ZM59 219H61V220H59ZM71 219H73L72 221H71ZM157 219V218H156ZM169 219V218H168ZM83 220H81V222L83 221ZM75 222V223H76ZM81 222H80V224H81ZM84 222V221H83ZM94 222L96 223L95 225H94ZM143 222H144V224H143ZM153 222L154 223H157L154 227H153ZM85 223H83L85 226V229H86V227L88 228V225L87 224H85ZM172 223H173V221H172ZM175 223V222H174ZM83 224H82V228H83ZM136 224H138V226L136 225ZM151 224H152V226H151ZM94 225V226H93ZM101 225V226H102ZM174 224H172V226H173ZM67 226H69L68 224H67ZM98 226V225H97ZM137 226V227H136ZM81 227V226H80ZM111 227V228H112ZM90 228V227H89ZM118 228V229H117ZM137 228V229H136ZM174 228V227H173ZM84 228H83V230H85ZM92 229H95V228H92ZM91 228L89 229V231L91 230V232L93 231H96V230H92ZM97 230L99 229V227L98 228H96ZM100 229H101V227H100ZM102 229V230H103ZM109 229V228H108ZM107 229V230H108ZM102 230L99 232V230H98V232H99V234L97 235V237H96V235H95V237H96V239H97V244H100V243H105L103 240H105V241H109L107 238H102L103 237V235L105 234V232H102ZM109 230H111V229H109ZM155 230H157V229H155ZM68 231V230H67ZM76 231V230H75ZM74 231V232H75ZM85 231H87V229L85 230ZM84 231V234L86 233ZM104 231V230H103ZM65 232H66V230H65ZM74 232H73V236L75 235L74 234ZM97 232V231H96ZM102 232V233H101ZM173 232V231H172ZM68 233H70L71 234V232L69 231V232H67V233H65L64 235H68L69 236V234ZM57 234V233H56ZM84 234H82V236L84 235ZM89 234H90V232H89ZM72 235V234H71ZM70 235V236H71ZM87 235V234H86ZM86 235H84V236H86ZM56 236V235H55ZM68 236H67V238H68ZM90 236L92 237V235L90 234ZM90 236H89V238H90ZM87 237V236H86ZM95 237H93V238H91V239H94ZM58 238V237H57ZM89 238H87V239H89ZM63 239V238H62ZM76 238L74 237V239L73 240H75ZM96 239L94 240V241H96ZM85 240V239H84ZM98 240H102V242H100L99 243V241ZM76 241V240H75ZM90 241H92V240H90ZM70 243V242H69ZM79 243V242H78ZM81 243V242H80ZM91 244H93V246H94V242L92 241L91 242ZM105 244H107V242L105 243ZM104 244V245H105ZM61 245L63 246H67L68 248H70L71 249V247L69 246V244H68V242L66 243V241L64 242L63 241V244H62V242H61ZM86 245H87V243H86ZM55 246H57V245H55ZM74 246V245H73ZM85 247V246H84ZM87 247V246H86ZM97 247H99V246H97ZM87 249V248H86ZM91 249H92V247H91ZM90 249V250H91ZM65 250V249H64ZM67 251V250H66ZM94 253V252H93ZM80 254V253H79ZM91 254H92V252H91ZM84 255V254H83ZM93 255V254H92ZM88 256V255H87ZM91 256V255H90ZM97 255H95V258H97L96 257ZM94 257V256H93ZM93 257H91V258H93Z\"/></svg>",
	"mask_w": 264,
	"mask_h": 264
}]
</instances>
